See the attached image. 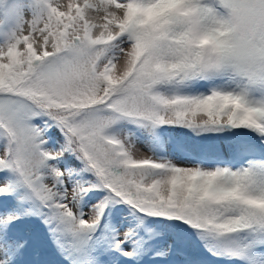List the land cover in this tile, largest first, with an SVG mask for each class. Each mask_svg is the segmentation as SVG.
<instances>
[{
	"label": "snow or ice",
	"instance_id": "6c2138e0",
	"mask_svg": "<svg viewBox=\"0 0 264 264\" xmlns=\"http://www.w3.org/2000/svg\"><path fill=\"white\" fill-rule=\"evenodd\" d=\"M34 236L47 264H264V0H0V264Z\"/></svg>",
	"mask_w": 264,
	"mask_h": 264
},
{
	"label": "rangeland",
	"instance_id": "374dc122",
	"mask_svg": "<svg viewBox=\"0 0 264 264\" xmlns=\"http://www.w3.org/2000/svg\"><path fill=\"white\" fill-rule=\"evenodd\" d=\"M137 148L140 150L138 154L152 155L151 151L144 144H138ZM175 159L176 162L182 166H192L179 154L176 155ZM27 231L29 230L26 229V232ZM33 252L38 253V255L35 256L36 264H47V262L53 259L50 250L45 247L44 241L39 237H33Z\"/></svg>",
	"mask_w": 264,
	"mask_h": 264
},
{
	"label": "clouds",
	"instance_id": "9594fccd",
	"mask_svg": "<svg viewBox=\"0 0 264 264\" xmlns=\"http://www.w3.org/2000/svg\"><path fill=\"white\" fill-rule=\"evenodd\" d=\"M190 36L189 43L192 45H200L208 51H211L216 44V37L207 30L202 23L191 24L189 27Z\"/></svg>",
	"mask_w": 264,
	"mask_h": 264
}]
</instances>
